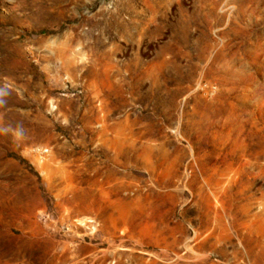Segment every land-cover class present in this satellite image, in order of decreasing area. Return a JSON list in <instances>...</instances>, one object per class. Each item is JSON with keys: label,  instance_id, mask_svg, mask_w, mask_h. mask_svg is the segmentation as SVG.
<instances>
[{"label": "rangeland", "instance_id": "obj_1", "mask_svg": "<svg viewBox=\"0 0 264 264\" xmlns=\"http://www.w3.org/2000/svg\"><path fill=\"white\" fill-rule=\"evenodd\" d=\"M0 264H264V0H0Z\"/></svg>", "mask_w": 264, "mask_h": 264}]
</instances>
